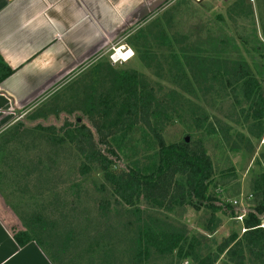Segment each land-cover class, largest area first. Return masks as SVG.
<instances>
[{"label": "trees", "instance_id": "obj_1", "mask_svg": "<svg viewBox=\"0 0 264 264\" xmlns=\"http://www.w3.org/2000/svg\"><path fill=\"white\" fill-rule=\"evenodd\" d=\"M242 2L235 1V7L238 6L232 9L235 15H245V10L239 9ZM170 22L166 16L157 17L147 27H140L131 34L129 43L146 67L154 68L159 77L167 75L179 90L157 88L137 69L118 68L111 60L98 59L80 78L66 83L63 89L67 93L54 92L26 114L27 120L35 122L52 116L58 118L65 113L62 126L38 125L30 130L24 122L15 124L0 135V161L10 172L15 171L17 164L22 165L21 178L44 172L45 176L41 178L48 184L53 170L54 173L59 170L56 160L60 158L59 150L68 146L78 161L76 173L84 177L96 174L101 179L97 189L102 194L98 202L102 218H109L116 208L140 219L143 214L140 206L144 202L153 211L186 207L202 211L200 226L209 234L215 233L222 224L219 213L239 223V231L232 230L216 244V249H212L207 243L202 244L206 236L194 234L189 237L186 231L147 214L145 228L136 230L133 264L148 262L153 250L168 254L175 248L179 259H189L191 264H264V151L255 159L246 196L250 209L240 221L241 215L232 200H237L241 194L240 184L233 183L237 178L235 167L229 158L226 159L227 166L221 167L222 157L215 160L208 146L213 143L222 152L229 149L237 153L242 146L253 151V140L259 141L264 136V91L260 82V79L264 80V60L259 64L255 62L254 71L244 58L223 57L216 39L207 43L198 39L192 42L193 46L181 45L180 40L187 42L190 35L180 38L170 35ZM260 25L264 34V17ZM228 45L232 47L234 43L227 41ZM258 45L264 51L260 40ZM206 46L212 47L214 54H208ZM162 47L166 52L156 50ZM262 57L264 59V54ZM12 71L0 56V81ZM218 84L221 90L216 89ZM228 88L231 94L227 92ZM212 92L218 98L226 92L227 97H234L230 116L247 128L249 136L240 131L234 134L230 124L211 120L205 107L192 99L201 100V96L206 97ZM72 115H78L77 120H71L69 116ZM85 118L95 127L96 133L80 122ZM181 119L193 135L189 134L187 141L183 131L181 138L168 141L166 131ZM30 131L33 134L40 132L43 141L31 144V147L24 143L26 152L33 145L36 148L44 144L46 160L40 154L35 161H28L18 157L17 150L14 153L18 147L11 146L23 144ZM25 184V188L23 185L19 190L31 192L28 179ZM80 186L75 184L77 189L73 192L77 199L80 198ZM47 193H51L49 187L38 191L39 195L32 194L37 198ZM54 194L56 197L52 200L34 201L31 210L16 211L24 229H14L13 237L20 247L31 241L37 242L55 264H61L58 258L64 256L66 250L68 253L79 252L86 247H79L85 243L83 230L76 231L69 219L70 212L75 211V202L70 206L67 200L59 199L56 192ZM49 206L51 211L47 209ZM65 228L69 229L66 231ZM60 234L65 237L62 242ZM155 235L166 238L162 246H154ZM99 241L90 240L87 250H94Z\"/></svg>", "mask_w": 264, "mask_h": 264}, {"label": "rangeland", "instance_id": "obj_2", "mask_svg": "<svg viewBox=\"0 0 264 264\" xmlns=\"http://www.w3.org/2000/svg\"><path fill=\"white\" fill-rule=\"evenodd\" d=\"M235 1L236 0H203L201 3L193 2L191 0L164 1L161 4L148 8L140 19L133 22L130 27L127 28V31L129 30L128 34H130L137 29L139 24L141 27H147L157 17L166 16L171 19V26L169 27L170 35H178V38L190 35V39H188L187 42L180 40L181 45H186V43H188L190 46H193L192 42H196L198 39L205 41V43L216 39L220 45L222 56L244 58L249 61L252 69L256 71L255 62L259 64V62H263L264 60L262 57L264 51L258 45L259 40L264 44V34H262L260 29V22L262 17H264V0H243V2L239 4V9L243 8L245 10V15H235V12L232 11L237 4ZM128 34L126 32L125 35H122V37L127 35L126 38H124V40L126 39L127 41L126 44H129V38L132 33L130 35ZM227 41L233 42L234 45L232 47L229 45L227 46ZM126 44H122V46H125ZM118 46H121V44L113 47ZM258 46L260 48H258ZM206 48L208 54H214V52H212V47L206 46ZM156 50H158V52H166L164 47ZM113 52V50H109L104 54V57H101L103 59H100L105 61L111 60L109 58ZM134 53V57L124 64L117 62L113 63V65L118 68L137 69L157 88L158 86H161L165 90H169L170 88L178 89L167 75L163 77L157 76L154 68L146 67L138 58L137 53ZM164 66L166 67V64ZM88 67L89 65L86 63L82 67L76 68L71 74L63 76L60 81L61 84L55 86V88L50 91V96L56 91H61L59 94L67 93L68 91L63 89V87H66V83L73 78H76V80L80 78L82 73H84ZM260 82L262 90L264 91V80L260 79ZM216 89L221 90L219 84L216 85ZM70 92L69 95L67 94L68 97L70 96ZM227 92L229 94L232 93L230 88H228ZM227 92L225 93V96L219 98L217 97V94L212 92L208 93L206 97L201 96V100H197L196 98L192 99L205 107L210 113L211 120L215 122L218 120L221 124H230L234 128V134L240 131L249 136L247 128L242 127L241 124H237L230 116L235 99L233 96L227 97ZM35 107L31 108L30 111L35 109ZM79 115L81 116V114ZM65 116V113H62L58 118L52 116L48 119L35 122L24 118V125L30 130L38 125H55L56 127H60L63 124ZM77 116L78 115H72L71 117L69 116V118L71 120H77ZM80 122L87 124L91 130L96 133L95 127L88 119H82ZM183 131L186 132L184 136H186V138L188 137L190 140L189 134L193 135V133L189 131L185 120L181 119L178 123L171 125L165 135L168 141H175L181 138ZM27 136L29 138L26 137L23 140V144H15L11 146L18 147V149L13 148L14 153L17 150L19 154L18 157L28 161H35L40 154V157L46 160L47 156L45 155H47V153L45 148L47 149V147L44 144L36 148H33L35 146L33 145L29 152H26L24 146V143L28 144V147H31V144L41 143L43 140H40V132H35L33 134L30 131ZM235 139L236 136L234 135L233 140ZM19 140L20 139H18V141ZM20 142H22V140ZM253 142V151H248L246 147L242 146L243 149L237 153H233L228 148V151L225 150V152H222V150L213 143L208 145L209 153L215 160L222 157V159H220L221 167L227 166L225 165L227 158L231 160V164L235 167L237 178L233 180V183L240 184L241 194L237 200L236 198L232 200L236 206V211L241 215L238 218L240 221V217H243L250 209V203L247 201L246 196L249 192V186L253 176L252 169L255 166V159L259 156L260 152L264 151V136L259 141L254 139ZM69 148L70 147L67 146L66 149L61 148V150H59L60 158H56L59 170H57L56 173H54L55 171L53 170V175H50L48 184H45V179L41 178L42 176H45L44 172H41V174L34 173L31 175V178H21L20 176L24 172L20 167L22 165L16 163L19 166L16 165L15 171L10 172L7 170L6 164L0 161V190L4 196L7 197L10 205L12 203L13 208H17L15 209L16 211L31 210V205L36 200L43 201L45 198L47 200H52L56 197L54 194L55 192L58 194L57 196L59 199L67 200L70 206H72L71 202H75V211L70 212L69 219L73 222L76 231L81 232V230H83V237L80 236V238L82 237V239L85 240V243L83 246L79 245V247L86 248L79 252L71 251L68 253L67 250L66 252L64 251V256L58 258L59 263L61 264H133L131 257L137 248L135 243V239L137 238L136 230L139 229V227L143 229L145 228L147 214L154 219H158L159 222H169L171 225L175 226L176 229L186 231L189 237L194 234L206 236V239L202 240V244L207 243L209 248L212 249H216V244L219 243L223 237L228 236L232 230L239 231V223H237L236 220L234 221V219L223 215V213H219L222 217L221 226L215 233L209 234L200 226V222L203 218L202 211L197 212L195 209L189 207L174 211H167L164 209L161 211H153L150 210L147 207L148 205L144 202L140 206L143 212L140 219L135 215L127 213L124 209L116 208L112 210L109 218H102L98 211V202L102 197V194L97 189V186L101 183V179L96 174L84 177L79 173H76L75 166L78 161L75 157V152ZM119 164L124 168L125 165L122 161H120ZM26 179H28V185L30 186L31 192L23 193L19 189L23 187V185L25 188ZM51 179L52 182L50 181ZM39 180H42V182H39ZM75 184H81L79 199L75 197V193L73 195V192L77 189ZM45 187H49L51 193H47L44 197L43 195H40L41 197L37 198L33 197L34 195L32 193L38 194V191H44ZM47 209H49L48 211H51L52 207L49 206ZM21 225L22 220L20 218L17 227L21 228ZM68 229H66V231ZM63 238H65L64 235L60 234L59 239L61 242ZM96 239L100 240L99 246L97 245L94 247V250L88 251V242ZM153 239L155 240H153L154 246H162L166 241L165 237H158L156 235ZM177 254V248L170 250V253L168 254H162L158 250H153L152 257L149 261H142L140 264H191L189 259H179Z\"/></svg>", "mask_w": 264, "mask_h": 264}, {"label": "crops", "instance_id": "obj_3", "mask_svg": "<svg viewBox=\"0 0 264 264\" xmlns=\"http://www.w3.org/2000/svg\"><path fill=\"white\" fill-rule=\"evenodd\" d=\"M164 1L0 0V56L13 70L0 81V135L24 122L63 76L126 44L127 28ZM19 220L0 190V264H55L37 242L17 244L13 230L24 229Z\"/></svg>", "mask_w": 264, "mask_h": 264}, {"label": "built area", "instance_id": "obj_4", "mask_svg": "<svg viewBox=\"0 0 264 264\" xmlns=\"http://www.w3.org/2000/svg\"><path fill=\"white\" fill-rule=\"evenodd\" d=\"M194 1H201V0H194ZM120 49H123L122 50L123 53L121 52ZM112 50L114 51L111 54V56H110V59H111L112 63H117V62L123 63V62H126V61L132 59L134 57V55H135L133 50H131L130 48H126L125 46H122V45L118 46V47H112ZM127 53H129V54L127 55ZM120 54H122V56L126 54L127 56L126 57H120ZM235 203H236V201H235ZM241 218L242 217H240V219ZM262 226H264V223H263Z\"/></svg>", "mask_w": 264, "mask_h": 264}, {"label": "bare ground", "instance_id": "obj_5", "mask_svg": "<svg viewBox=\"0 0 264 264\" xmlns=\"http://www.w3.org/2000/svg\"><path fill=\"white\" fill-rule=\"evenodd\" d=\"M120 50H121V52L123 53V51H122L123 49H120ZM129 53H130V52H129ZM129 53H127V55H128ZM127 55L125 54V55L122 56V54H120V57H126Z\"/></svg>", "mask_w": 264, "mask_h": 264}, {"label": "water", "instance_id": "obj_6", "mask_svg": "<svg viewBox=\"0 0 264 264\" xmlns=\"http://www.w3.org/2000/svg\"><path fill=\"white\" fill-rule=\"evenodd\" d=\"M186 139H187V141H189V138L188 137Z\"/></svg>", "mask_w": 264, "mask_h": 264}]
</instances>
